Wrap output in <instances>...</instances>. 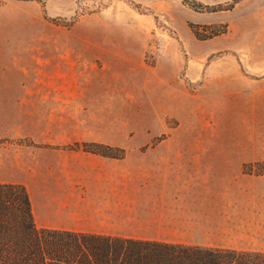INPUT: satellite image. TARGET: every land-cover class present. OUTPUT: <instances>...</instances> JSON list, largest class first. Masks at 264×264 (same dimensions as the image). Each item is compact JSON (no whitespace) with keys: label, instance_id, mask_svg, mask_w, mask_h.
<instances>
[{"label":"rangeland","instance_id":"1","mask_svg":"<svg viewBox=\"0 0 264 264\" xmlns=\"http://www.w3.org/2000/svg\"><path fill=\"white\" fill-rule=\"evenodd\" d=\"M194 1L224 6L45 0L44 12L36 0H0V40L109 41L111 46L102 47L109 51L103 62L111 64L103 67V80L132 89L137 104L104 114L114 124L95 132L113 135L119 144L147 140L131 154L136 164L144 149L164 138L180 144L192 153L183 158V185H247L244 202L235 189L241 200L232 205L229 224L192 231L193 238L181 240L264 251V0ZM216 29L224 31L212 34ZM145 93L155 107L145 104ZM23 139L16 142L26 144ZM134 172L136 181L143 179L141 165Z\"/></svg>","mask_w":264,"mask_h":264},{"label":"crops","instance_id":"2","mask_svg":"<svg viewBox=\"0 0 264 264\" xmlns=\"http://www.w3.org/2000/svg\"><path fill=\"white\" fill-rule=\"evenodd\" d=\"M23 42L0 40V182L26 186L38 227L233 247L181 239L229 224L231 207L241 200L235 189L244 202L247 185H183V158L192 153L180 144L164 138L144 149L136 164L131 154L147 140L119 144L115 136L95 132L114 124L104 114L137 104L132 89L103 80V67L111 64L103 62L109 51L102 47L109 41ZM150 94H144L145 104L155 107ZM22 138L33 144L16 142ZM82 142L122 146L125 154L116 158L69 146ZM136 165L142 167L140 181Z\"/></svg>","mask_w":264,"mask_h":264},{"label":"trees","instance_id":"3","mask_svg":"<svg viewBox=\"0 0 264 264\" xmlns=\"http://www.w3.org/2000/svg\"><path fill=\"white\" fill-rule=\"evenodd\" d=\"M36 1L45 12V0ZM183 2L209 10L224 6ZM223 31L216 29L212 34ZM22 142L33 144L27 139ZM72 148L116 158L125 154L124 148L101 142L76 143ZM0 264H264V251L38 227L26 186L0 182Z\"/></svg>","mask_w":264,"mask_h":264}]
</instances>
